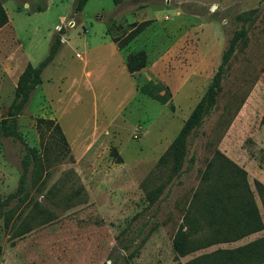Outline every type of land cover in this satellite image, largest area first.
I'll use <instances>...</instances> for the list:
<instances>
[{"label": "rangeland", "instance_id": "1", "mask_svg": "<svg viewBox=\"0 0 264 264\" xmlns=\"http://www.w3.org/2000/svg\"><path fill=\"white\" fill-rule=\"evenodd\" d=\"M2 1L10 21L0 31L6 50L14 39L37 66L54 39L61 44L17 118L23 142L46 164L25 201L14 200L0 214V264H186L264 237L263 228L180 258L172 248L215 150L247 172L264 217L253 187L256 175L264 177V0H124L116 6L88 0L78 13L76 0ZM38 4L42 12L29 11ZM246 17V36L223 71L216 106L190 139L183 166L190 170L170 179L169 165L160 172L158 160ZM143 21L148 26L117 50L112 37L122 40ZM140 50L145 67L131 76L126 57ZM17 75L0 74V122ZM40 119L60 126L67 149ZM24 151L21 142L0 137V199L16 189ZM158 186L162 194L148 204L146 195ZM24 227L29 231L17 236Z\"/></svg>", "mask_w": 264, "mask_h": 264}, {"label": "trees", "instance_id": "2", "mask_svg": "<svg viewBox=\"0 0 264 264\" xmlns=\"http://www.w3.org/2000/svg\"><path fill=\"white\" fill-rule=\"evenodd\" d=\"M88 0H76L73 6L74 13L80 12ZM124 0H112L113 5H119ZM0 0V29L9 23L8 15ZM44 5L29 8L30 12H42ZM251 13L250 15H252ZM241 20V17H237ZM239 29L233 31L225 50L222 52L220 63L211 78L210 83L200 100L196 103L179 132L176 134L165 153L159 158L157 167L161 170L169 165V178L179 175L183 170H190L189 166L183 169L188 155L190 139L195 136L197 129L204 118L214 109L217 103L223 71L232 58L238 44L246 36V23L250 17L242 19ZM149 24L143 21L133 23L132 29L119 41L112 37V42L120 50L135 39ZM59 39L52 41L47 55L33 67L26 64L19 75L14 89V97L7 110V116L0 122V137L12 138L21 142L24 155L21 160L22 171L19 175L16 189L6 198L0 199V214H3L11 202L25 201L27 188L34 186L41 177L40 173L46 162L39 156L35 148L28 147L18 131L17 118L29 102L32 93L41 84L43 69L52 62L60 45ZM146 64L145 52L140 50L127 55L125 60L126 71L132 76L140 72ZM162 104L166 98H159ZM172 108V105L169 104ZM46 126L52 127L60 143L67 146L66 139L60 126L52 120H38ZM67 149V147H66ZM113 157L119 161L113 151ZM253 187L258 194L264 212V185L253 180ZM163 187L158 186L146 195L148 204H153L162 194ZM10 218L5 216L4 225L8 227ZM264 217L259 213L254 200L253 191L248 181L247 172L222 154L219 150L212 153L200 172L198 186L192 194L191 200L184 210L181 222L172 238V248L176 257H185L194 252L223 243H233L252 234L262 231ZM29 231V227L22 228L17 236ZM16 234V233H15ZM186 264H264V237L256 239L234 249H217L188 261Z\"/></svg>", "mask_w": 264, "mask_h": 264}, {"label": "crops", "instance_id": "3", "mask_svg": "<svg viewBox=\"0 0 264 264\" xmlns=\"http://www.w3.org/2000/svg\"><path fill=\"white\" fill-rule=\"evenodd\" d=\"M3 6H4V4H3ZM5 11H7V10H5ZM9 25H10V21H9V23L6 26H4L3 28H1L0 31H2L3 29H5ZM11 43H12L11 44V47L10 46H9V48L7 47V50H6V46H3L4 43L2 41H0V74H3V75L4 74H19L20 75L22 73V71L24 70L26 64H28L29 62L26 61V55H25V53L23 51V48L24 47L19 42H16L14 39L11 40ZM116 48H117V46H116ZM117 50H118V48H117ZM16 58H18V60L20 61V64H18V66L16 64V62H17L16 61L17 60ZM33 67H35V66H33ZM19 75H17V77L15 79V82H17ZM234 162L237 165H240L235 160H234ZM255 177H256V180L260 181L264 185V177L257 176V175ZM255 234H257V233H255Z\"/></svg>", "mask_w": 264, "mask_h": 264}, {"label": "built area", "instance_id": "4", "mask_svg": "<svg viewBox=\"0 0 264 264\" xmlns=\"http://www.w3.org/2000/svg\"><path fill=\"white\" fill-rule=\"evenodd\" d=\"M68 26H69V27H72V26H73V23H72V22H68ZM60 29H61L60 27H57V28H56L57 32H59ZM64 41H65V34H62L61 42H64Z\"/></svg>", "mask_w": 264, "mask_h": 264}]
</instances>
